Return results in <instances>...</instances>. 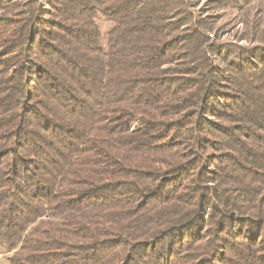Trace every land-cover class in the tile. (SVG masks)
I'll list each match as a JSON object with an SVG mask.
<instances>
[{
	"label": "trees",
	"instance_id": "trees-1",
	"mask_svg": "<svg viewBox=\"0 0 264 264\" xmlns=\"http://www.w3.org/2000/svg\"><path fill=\"white\" fill-rule=\"evenodd\" d=\"M196 1L0 0L11 264H264V0Z\"/></svg>",
	"mask_w": 264,
	"mask_h": 264
},
{
	"label": "rangeland",
	"instance_id": "rangeland-1",
	"mask_svg": "<svg viewBox=\"0 0 264 264\" xmlns=\"http://www.w3.org/2000/svg\"><path fill=\"white\" fill-rule=\"evenodd\" d=\"M41 2L43 6H45V8H51V6L46 3V0H41ZM207 2H209V0L196 1L197 4L195 5V7H193V10L201 15L214 16L216 29L209 33V35L213 39H218L223 42H232L248 47L257 44V42H254L252 40L239 38V36L242 35L244 25L241 19L238 18L239 14H237L238 11L236 9H221L220 7L208 8L209 6H206ZM96 21L98 22V25L100 26V29L102 31V41L105 44L108 31L115 23L102 13H99L96 16ZM11 254L12 252L0 253V264H11L9 260Z\"/></svg>",
	"mask_w": 264,
	"mask_h": 264
}]
</instances>
